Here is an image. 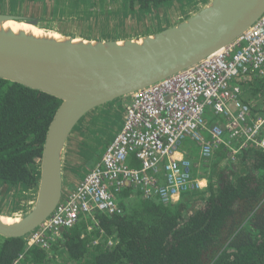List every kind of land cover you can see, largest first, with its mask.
<instances>
[{"label":"trees","instance_id":"1","mask_svg":"<svg viewBox=\"0 0 264 264\" xmlns=\"http://www.w3.org/2000/svg\"><path fill=\"white\" fill-rule=\"evenodd\" d=\"M116 1L131 16L146 17L178 0ZM238 84L243 102L264 119V83ZM59 104L52 96L0 80L1 184L36 190L38 161ZM223 149L212 166L224 158L226 165L216 178L204 177L206 190L193 192L196 199L202 196L196 209H190L197 202L192 195L163 205L125 187L121 214L81 217L48 250L28 248L26 236H0V264H264V153L245 149L233 162Z\"/></svg>","mask_w":264,"mask_h":264},{"label":"built area","instance_id":"2","mask_svg":"<svg viewBox=\"0 0 264 264\" xmlns=\"http://www.w3.org/2000/svg\"><path fill=\"white\" fill-rule=\"evenodd\" d=\"M259 78L264 80V13L226 48L125 97L121 130L99 161L64 191L53 213L26 235L27 247L48 250L60 237L59 228H70L81 217L121 214L119 195L125 187L163 205L206 190L204 177L210 176L195 177L199 165L185 147L188 139L198 148L200 165L220 148L233 162L245 149L264 153V119L243 102L238 84ZM207 112L217 121L206 120Z\"/></svg>","mask_w":264,"mask_h":264},{"label":"water","instance_id":"3","mask_svg":"<svg viewBox=\"0 0 264 264\" xmlns=\"http://www.w3.org/2000/svg\"><path fill=\"white\" fill-rule=\"evenodd\" d=\"M264 13V0H210L187 19L153 34L125 40H83L4 28L6 21L38 20L0 13V80L60 101L39 159V179L30 211L0 236L20 238L43 223L65 188L64 148L89 112L161 82L226 48ZM63 231V228H59Z\"/></svg>","mask_w":264,"mask_h":264},{"label":"rangeland","instance_id":"4","mask_svg":"<svg viewBox=\"0 0 264 264\" xmlns=\"http://www.w3.org/2000/svg\"><path fill=\"white\" fill-rule=\"evenodd\" d=\"M6 1L8 0H0V3L5 5ZM209 1L178 0L170 8L160 9L145 17L131 16L127 8L116 0H25L23 9H19L18 14H5L38 20L39 28L57 35L96 41L125 40L153 34L175 25L199 11ZM252 83L259 86L264 80L254 79ZM123 112L124 98H120L92 110L76 124L63 152L62 175L66 185L71 178L74 183L82 179L99 161L106 145L121 130ZM205 119L213 124L217 121V116L207 112ZM189 142L191 140L188 139L187 143ZM214 159L215 156L207 163H201L200 175L207 174L216 178V167H224L227 159L217 162L213 168ZM191 160L192 163L196 161L193 158ZM198 162L199 160L196 161ZM189 195L196 199L193 192L184 194L183 198ZM35 196L36 190L20 191L19 187H8L0 183V214L15 218L25 216L30 211ZM201 198L202 196L197 198L196 204L190 209L199 207Z\"/></svg>","mask_w":264,"mask_h":264},{"label":"crops","instance_id":"5","mask_svg":"<svg viewBox=\"0 0 264 264\" xmlns=\"http://www.w3.org/2000/svg\"><path fill=\"white\" fill-rule=\"evenodd\" d=\"M25 0H8V1H6L4 4L5 5H3V3H0V5H2L1 7H0V13H9L10 12V14H18L19 13V9H23V2H24ZM26 10V9H25ZM20 17V16H19ZM185 146H186V148H193V151L191 152V154H189V156L191 157V158H193V161L194 160H198V156H197V150H198V148H197V146L196 145H194L192 142H189V143H186L185 144ZM189 150V149H188ZM196 161L194 162L195 164H198L199 166H197V167H195L194 168V171H193V173L196 175V176H199L200 175V173H199V171H201V169H200V164H199V162L198 163H196ZM200 161V160H199ZM199 167V168H198ZM62 168H63V165H62ZM204 170L202 169V172H203ZM196 172V173H195ZM68 180H70V179H68ZM79 180H77V182H78ZM76 182V183H77ZM69 184L68 185H66V183L64 184V188H65V191H68V190H71L73 187H74V185H76V183H74V180H73V178H71V180L68 182Z\"/></svg>","mask_w":264,"mask_h":264},{"label":"bare ground","instance_id":"6","mask_svg":"<svg viewBox=\"0 0 264 264\" xmlns=\"http://www.w3.org/2000/svg\"><path fill=\"white\" fill-rule=\"evenodd\" d=\"M3 27L4 28H9V29H11L13 31L24 30L26 32H32L35 35H38V34H40L42 32V30H40V28H37L34 25H31V24L25 23V22H19V21L18 22L17 21H6L4 23V25H3ZM53 35H54V37L61 38V36H59L57 34H53ZM78 40H80V39H77L75 41H78ZM21 219H22V217H20V216H16V218L12 217V216H2L1 217L2 222L4 224H6V225H12L14 223L19 222Z\"/></svg>","mask_w":264,"mask_h":264},{"label":"clouds","instance_id":"7","mask_svg":"<svg viewBox=\"0 0 264 264\" xmlns=\"http://www.w3.org/2000/svg\"><path fill=\"white\" fill-rule=\"evenodd\" d=\"M216 169H217V171H218L219 167H216Z\"/></svg>","mask_w":264,"mask_h":264}]
</instances>
